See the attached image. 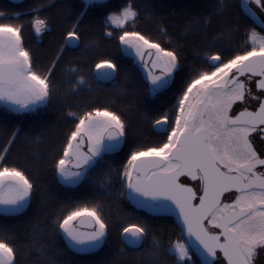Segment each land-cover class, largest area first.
I'll return each mask as SVG.
<instances>
[{
    "label": "snow or ice",
    "instance_id": "snow-or-ice-1",
    "mask_svg": "<svg viewBox=\"0 0 264 264\" xmlns=\"http://www.w3.org/2000/svg\"><path fill=\"white\" fill-rule=\"evenodd\" d=\"M55 7L39 0L30 26L37 36L50 31L40 14ZM103 11L104 35L115 39L150 95L172 93V103L148 117L159 139L137 143L114 167L105 158L127 144L129 123L122 112L91 105L73 111L52 168L67 188L89 184L95 194L70 201L43 217L46 228L66 242L67 250L91 255L103 248L111 227L107 204L127 200L148 217H174V237L157 238L146 220L120 228L125 246L138 248L151 236L146 264H260L264 258V0H212L191 17L184 32L167 41L137 30L145 9L138 0H83V7L62 34V44L48 64L25 43L19 14L0 11V108L39 120L53 97L68 99L89 85L80 69L61 68L68 48L79 46L83 18ZM67 9V6H65ZM215 24V27H214ZM189 34L192 38L189 39ZM183 40V43L181 42ZM193 50V56L185 47ZM97 79H114L119 65L95 64ZM59 73V75H57ZM59 80V84L57 81ZM61 85H67L61 88ZM40 138L20 127L0 145V215L17 217L33 203L39 185L28 168L10 156L21 138ZM42 211V210H41ZM37 217L35 224H39ZM33 227L20 235L0 230V264H21L18 254L38 253V264H61L59 250ZM163 237L164 233H160ZM63 264H77L65 260ZM92 264H102L94 261Z\"/></svg>",
    "mask_w": 264,
    "mask_h": 264
},
{
    "label": "trees",
    "instance_id": "trees-1",
    "mask_svg": "<svg viewBox=\"0 0 264 264\" xmlns=\"http://www.w3.org/2000/svg\"><path fill=\"white\" fill-rule=\"evenodd\" d=\"M52 1L46 0L48 3ZM2 2L5 0H0V11L11 12L12 10L1 6ZM38 2L39 0H28L23 8L17 10H33L38 6ZM107 3L115 7L120 5L122 0H107ZM138 3L145 11L136 21V29L154 38L167 41L170 37L163 36L159 32V28H166L174 44L175 37L184 32L185 22L208 10L212 0H138ZM81 7H83V0H60L55 7L43 11L40 17L50 18L51 31L45 33L40 43L30 26L33 13L23 15L14 21L23 24L25 43L37 56L38 66L46 65L53 59L55 52L62 44L64 30L73 22L74 16L78 14ZM80 31L85 35L81 39L79 48L67 49L64 54V63L60 67H67L68 62L72 61L71 66L80 69L87 83L91 85L90 90L85 86L78 94L68 99L63 94L59 97L54 96L51 103L42 109V117L39 120L33 116L7 113L0 108V145L5 143L8 131L15 127L22 128L25 133L31 131L40 138L39 142L33 145L22 137L12 150L10 159L28 168L38 183L39 189L32 206L24 214L17 217L0 215V230L18 233L21 237L18 243L23 245L26 232L31 231L33 227L44 228L40 236L59 250L61 264L65 260H74L77 264H92L94 261H101L102 264H146L152 237L149 236L141 248L130 249L121 242L120 228L129 221L146 220L153 234L166 241L167 237L178 234L174 226V217H148L136 210L127 200L110 202L107 204L111 222L107 243L91 255L68 251L66 242L59 235L52 234L44 223L43 217L57 211L70 201H87L95 195L87 183L76 188L61 185L51 166L53 152L59 149L64 134L70 127V121L66 115L69 104L74 105L73 111L97 105L109 106L124 114L129 123L127 144L119 153L105 158L114 167H118L124 162V156L131 147L136 146L137 143L160 138L148 117L159 115L172 103L171 92L150 95L141 74L131 66L130 58L118 46L115 35L112 38L104 35L102 10L93 8L83 18ZM188 38H192L191 34ZM181 42L183 43V40ZM185 52L189 58L193 56V50L187 46ZM105 59H110L119 65L117 75L109 84L101 83L95 76V64ZM57 83L59 84V80ZM65 87L67 85H61V88ZM37 217H40L39 224L34 223ZM161 232L164 233L163 237L160 236ZM18 259L21 264H38L39 257L35 251H23L18 254ZM162 264H172L171 258L164 257Z\"/></svg>",
    "mask_w": 264,
    "mask_h": 264
},
{
    "label": "flooded vegetation",
    "instance_id": "flooded-vegetation-1",
    "mask_svg": "<svg viewBox=\"0 0 264 264\" xmlns=\"http://www.w3.org/2000/svg\"><path fill=\"white\" fill-rule=\"evenodd\" d=\"M28 0H5V2H2L1 6L4 7V9H10L12 10L11 12H6L9 15H15V14H19V17L26 15V14H32V10H26V11H21V10H17L18 8H23L26 4H27ZM60 0H53L52 2H50L49 4H56L58 3ZM51 8V7H50ZM50 28V26H49ZM51 31V29H50ZM47 31V32H50ZM46 32H44L42 35L37 36L35 33V36L38 39V42L40 43L42 38L44 37ZM80 46V44H79ZM79 46H77L76 48H68L69 50H77L79 48ZM95 73H96V69H95ZM98 80V79H97ZM260 264H264V258L261 259Z\"/></svg>",
    "mask_w": 264,
    "mask_h": 264
},
{
    "label": "water",
    "instance_id": "water-1",
    "mask_svg": "<svg viewBox=\"0 0 264 264\" xmlns=\"http://www.w3.org/2000/svg\"><path fill=\"white\" fill-rule=\"evenodd\" d=\"M15 1V0H14ZM16 15V14H15ZM72 48H76V47H72ZM101 83H104V84H109V83H111L112 81H113V79H110V80H103V79H98ZM155 218H161V217H155ZM144 245V244H143ZM143 245H141L140 247H138V248H141ZM126 247H128V248H130V249H138V248H133V247H131V246H126Z\"/></svg>",
    "mask_w": 264,
    "mask_h": 264
}]
</instances>
